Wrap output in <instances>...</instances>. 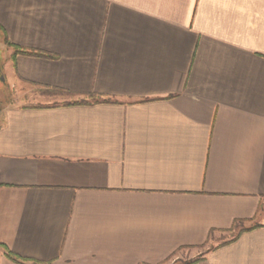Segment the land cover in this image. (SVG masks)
Returning <instances> with one entry per match:
<instances>
[{
    "label": "crops",
    "instance_id": "0c3cea01",
    "mask_svg": "<svg viewBox=\"0 0 264 264\" xmlns=\"http://www.w3.org/2000/svg\"><path fill=\"white\" fill-rule=\"evenodd\" d=\"M0 34V94L75 97L1 104L0 264H264V0H0Z\"/></svg>",
    "mask_w": 264,
    "mask_h": 264
},
{
    "label": "rangeland",
    "instance_id": "374dc122",
    "mask_svg": "<svg viewBox=\"0 0 264 264\" xmlns=\"http://www.w3.org/2000/svg\"><path fill=\"white\" fill-rule=\"evenodd\" d=\"M1 44H2V40H1V34H0V56L3 54V51H2L3 48ZM0 79H2L1 76H0ZM0 84H1V81H0ZM18 96L20 97L26 96L28 100L30 99L29 102H32V101L33 102H37V101L43 102V100H47L50 103H58V102L69 101V100L75 99V97H73L72 95L64 91H59V90L29 89L26 91H13L9 89V90H5L4 95L0 94V108L3 102L7 101L8 99L15 98ZM94 97L99 98L96 95H93L90 98H94Z\"/></svg>",
    "mask_w": 264,
    "mask_h": 264
},
{
    "label": "trees",
    "instance_id": "16d2710c",
    "mask_svg": "<svg viewBox=\"0 0 264 264\" xmlns=\"http://www.w3.org/2000/svg\"><path fill=\"white\" fill-rule=\"evenodd\" d=\"M18 50V52L20 51V52H24V51H21V50H19V49H17ZM25 53H31V52H28V51H25ZM93 99H96V100H98L99 98H93ZM0 247H3V245L2 244H0ZM7 254H8V256L9 257H11V258H15L16 256L12 253V252H10L8 249H7ZM193 262V261H192ZM186 263H191V262H188V261H186Z\"/></svg>",
    "mask_w": 264,
    "mask_h": 264
}]
</instances>
